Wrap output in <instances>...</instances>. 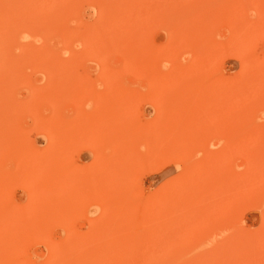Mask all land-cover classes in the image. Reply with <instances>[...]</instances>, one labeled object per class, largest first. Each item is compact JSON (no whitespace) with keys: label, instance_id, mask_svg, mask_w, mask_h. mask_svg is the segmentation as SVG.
<instances>
[{"label":"rangeland","instance_id":"rangeland-1","mask_svg":"<svg viewBox=\"0 0 264 264\" xmlns=\"http://www.w3.org/2000/svg\"><path fill=\"white\" fill-rule=\"evenodd\" d=\"M101 1L0 0V264H264V0Z\"/></svg>","mask_w":264,"mask_h":264},{"label":"bare ground","instance_id":"bare-ground-1","mask_svg":"<svg viewBox=\"0 0 264 264\" xmlns=\"http://www.w3.org/2000/svg\"><path fill=\"white\" fill-rule=\"evenodd\" d=\"M106 1H107V0H102V1H101V4L103 5L104 3H106ZM113 2H114V1H113ZM209 2H210V1H209ZM106 4H107V3H106ZM113 4H114V3H113ZM109 5H110V3H109ZM106 6H107V5H106ZM110 7H111V6H110ZM110 7H109V8H110ZM112 7H114V6H112ZM107 8H108V6L106 7V9H107ZM190 11H191V10H190ZM190 11H188V9H187V10L185 9V11L182 10L181 13L183 14L184 12H186L187 14H189ZM192 11H193V10H192ZM194 12H195V11H194ZM176 14H177V13H176ZM182 14H180V15H181V16H183V15L185 16V13H184L183 15H182ZM192 14H193V13H192ZM204 14H205V12H204ZM180 15H179V16H180ZM186 17H187V16H186ZM197 17H198V16H197ZM174 18H175V17H174ZM181 18H182V17H181ZM183 18H184V17H183ZM179 19H180V17H179ZM173 20H174V19H173ZM174 24H175V23H174ZM114 40H115V37H114ZM179 62H180V61H179ZM184 62H185V61H184ZM180 64H181V63H180ZM189 87H191V86H189ZM193 87H194V86H193ZM185 88H186V87H185ZM185 88H184V90H186ZM188 89H189V88H188ZM192 89H193V88H192ZM190 90H191V89H190ZM180 92H181V91H180ZM185 92H186V91H185ZM182 93H183V90H182ZM187 93H188V92H187ZM159 141H160V140H159ZM159 144H161V143H159ZM159 146H160V145H159Z\"/></svg>","mask_w":264,"mask_h":264}]
</instances>
